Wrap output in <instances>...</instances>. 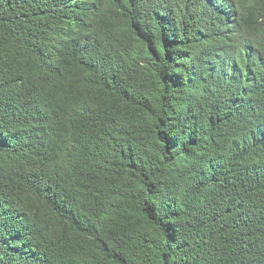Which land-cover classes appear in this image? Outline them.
<instances>
[{
  "label": "trees",
  "instance_id": "16d2710c",
  "mask_svg": "<svg viewBox=\"0 0 264 264\" xmlns=\"http://www.w3.org/2000/svg\"><path fill=\"white\" fill-rule=\"evenodd\" d=\"M0 264H264V0H0Z\"/></svg>",
  "mask_w": 264,
  "mask_h": 264
}]
</instances>
